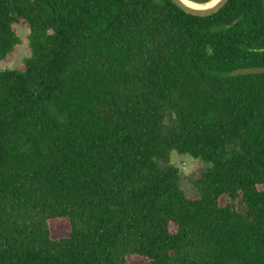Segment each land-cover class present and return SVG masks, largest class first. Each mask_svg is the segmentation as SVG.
Instances as JSON below:
<instances>
[{
	"label": "trees",
	"instance_id": "16d2710c",
	"mask_svg": "<svg viewBox=\"0 0 264 264\" xmlns=\"http://www.w3.org/2000/svg\"><path fill=\"white\" fill-rule=\"evenodd\" d=\"M16 25L29 56L0 70V264H264V74H233L264 68V0L202 17L0 0V60ZM170 152L209 164L195 197Z\"/></svg>",
	"mask_w": 264,
	"mask_h": 264
},
{
	"label": "rangeland",
	"instance_id": "374dc122",
	"mask_svg": "<svg viewBox=\"0 0 264 264\" xmlns=\"http://www.w3.org/2000/svg\"><path fill=\"white\" fill-rule=\"evenodd\" d=\"M15 30L19 37L20 43L17 46L12 56L0 60V70H16L20 72L24 59L29 56V50L27 48V34L28 30L24 26L16 25ZM168 163L178 167L180 172V186L188 197H195V191L190 184V179L203 171L208 167V163H204L198 159H193L187 155H177L174 152H170L168 156ZM225 202L224 198L220 199V203ZM52 237H59L64 234V225L60 222L51 223ZM127 264H145L140 259H130Z\"/></svg>",
	"mask_w": 264,
	"mask_h": 264
},
{
	"label": "water",
	"instance_id": "95a60500",
	"mask_svg": "<svg viewBox=\"0 0 264 264\" xmlns=\"http://www.w3.org/2000/svg\"><path fill=\"white\" fill-rule=\"evenodd\" d=\"M176 7H178L183 12L193 15V16H207L211 15L220 8H222L227 0H216L211 6L204 8V9H193L189 8L187 6H184L182 3H180L179 0H170ZM191 2V1H190ZM262 73L264 74V68L258 67V68H240L233 71L234 75H243V74H258Z\"/></svg>",
	"mask_w": 264,
	"mask_h": 264
},
{
	"label": "bare ground",
	"instance_id": "6f19581e",
	"mask_svg": "<svg viewBox=\"0 0 264 264\" xmlns=\"http://www.w3.org/2000/svg\"><path fill=\"white\" fill-rule=\"evenodd\" d=\"M179 1L184 6H187L189 8H193V9H204V8H207V7L211 6L216 0H210L209 2L204 3V4L194 3V2H190L188 0H179Z\"/></svg>",
	"mask_w": 264,
	"mask_h": 264
}]
</instances>
